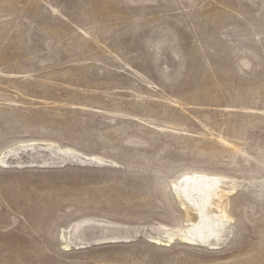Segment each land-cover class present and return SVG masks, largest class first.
Segmentation results:
<instances>
[{
    "label": "rangeland",
    "instance_id": "rangeland-1",
    "mask_svg": "<svg viewBox=\"0 0 264 264\" xmlns=\"http://www.w3.org/2000/svg\"><path fill=\"white\" fill-rule=\"evenodd\" d=\"M4 154L0 264H264V0H0ZM187 174L236 183L216 247L160 233Z\"/></svg>",
    "mask_w": 264,
    "mask_h": 264
},
{
    "label": "bare ground",
    "instance_id": "bare-ground-1",
    "mask_svg": "<svg viewBox=\"0 0 264 264\" xmlns=\"http://www.w3.org/2000/svg\"><path fill=\"white\" fill-rule=\"evenodd\" d=\"M35 146H39L40 149L41 148L46 149L47 151L43 150L44 153L31 152L26 156H21L24 157V161H22L23 164L44 163L43 161L52 164L53 163L52 161L55 160L54 152H58V153L61 152L63 155L67 154L68 156L67 155L64 156L63 161L80 162L79 159H81L80 154L76 153L71 149H61L58 146L49 143L32 145V147ZM72 154L74 155L77 154L78 156H80L78 157L79 159L78 158L76 159L75 157L76 155L73 156ZM20 155L21 154H15L8 160H6L7 158L6 155V157H4L5 159L0 158V163L5 165L16 164V163L21 164V162L18 159H16ZM82 156L84 157V155ZM87 158L90 161L94 159V157H87ZM234 187H236V183H232L228 179L212 176V175L187 174L180 177L177 181H175L172 184V191L176 199L179 201L180 205L185 210V220L183 223V227L174 230L164 229V231L160 233L166 236L167 242L176 240V241L188 242L190 244H197L208 247L218 246L225 237L222 234L224 232L225 226L230 222V217L228 215L227 195L229 192H232L234 190ZM156 232L157 231L151 232L152 234H150L149 236L147 235V233H144L143 231L140 234H143L145 237L152 239L153 238L152 235L154 236L158 234V232L157 233ZM85 235H86V231L82 230L78 236L84 238ZM63 238L64 237H62V239ZM108 238L115 239L112 236ZM127 238L129 239V237ZM62 245H64L63 241H62Z\"/></svg>",
    "mask_w": 264,
    "mask_h": 264
}]
</instances>
